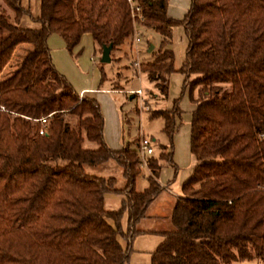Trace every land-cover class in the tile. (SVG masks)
Returning <instances> with one entry per match:
<instances>
[{
    "label": "trees",
    "instance_id": "16d2710c",
    "mask_svg": "<svg viewBox=\"0 0 264 264\" xmlns=\"http://www.w3.org/2000/svg\"><path fill=\"white\" fill-rule=\"evenodd\" d=\"M136 1L139 24L160 37L140 71L162 97L170 74L183 75L192 103V170L150 264H264V0H188L181 19L166 15L168 0ZM23 17L36 26H22ZM176 25L187 39L177 69L169 47ZM135 30L127 0H38L36 16L21 0H0V73L13 67L0 79V264H40L31 246L57 253L64 264L126 263L117 238L130 241L138 232L134 224L163 189L162 163L175 166L171 150L161 145L157 156L142 158L136 143L109 147L99 103L79 96L56 70L46 41L57 34L71 54L88 33L99 50H112ZM20 44L31 48L10 63ZM176 102L150 113L162 117L169 143L180 119ZM108 160L120 167L121 186L114 175L84 170ZM141 166L147 183L136 189ZM108 192L123 194L114 209L104 207ZM65 197L80 207L70 222ZM11 198L21 203L14 215Z\"/></svg>",
    "mask_w": 264,
    "mask_h": 264
},
{
    "label": "rangeland",
    "instance_id": "374dc122",
    "mask_svg": "<svg viewBox=\"0 0 264 264\" xmlns=\"http://www.w3.org/2000/svg\"><path fill=\"white\" fill-rule=\"evenodd\" d=\"M168 9L173 14L174 19L178 11L177 5L173 0H168ZM21 4L27 7L32 16L38 14V0H21ZM20 24L22 26H36L35 23L27 17H23ZM138 41L134 44L132 37L125 39L116 49L110 51V61L100 63V50L94 44L91 46L88 38H81V51L79 54L70 55V63L67 66V80L73 88L82 86L95 87L99 85L100 72L104 74V80L100 83V87L110 89L123 90L122 92L104 95L100 99H96V95H92L99 103L101 113L104 119L103 130L106 133L114 135L117 129V122L114 113L120 111L122 114V137L130 145L135 142L141 135L153 138V155L157 156L161 145H167L171 150L172 160L175 166L162 163L159 173V180L163 184H168L161 195L162 205L167 202V194H179L181 192L180 179L188 171L189 165L193 163V157L189 151V138L186 137L187 129V111L189 101L187 91L183 89V75L172 72L169 76L168 93L165 97L159 96L153 84L148 81L144 72L140 71V65L151 60V55L147 52L149 45L151 50H155L160 37L157 32L146 28L140 24L135 26ZM140 29V31H138ZM142 29V30H141ZM187 45L186 36L183 33L182 26L176 25L172 28L169 47L173 51V67L177 69L183 60L184 51ZM31 48L29 44H20L15 50V56L12 62L18 61V57L26 54L24 49ZM150 50V51H151ZM18 56V57H17ZM20 59V61H21ZM10 70V68H9ZM5 71L0 73V79L5 77ZM193 76H190L192 78ZM122 87V88H121ZM127 88L138 89L139 93L133 94V91ZM176 99L180 111V119L176 121L177 129L171 137L169 143L168 137L162 130L163 119L161 116H151V110L169 108ZM192 106V104L190 105ZM112 135V136H113ZM85 145L94 146L93 142L86 141ZM162 162V160H161ZM84 170L88 173L97 175H114L116 176V186L123 184V178L120 175V167L113 161L108 160L99 164H84ZM146 170L141 166L140 172L135 178L134 187L136 189L143 188L146 181ZM123 197L119 192H108L105 194L104 207L106 209H114L119 205L120 199ZM67 202L64 204V215L68 222L76 219L80 214L79 205L72 199L65 197ZM21 203L13 198L9 200L8 208L10 215L18 213ZM126 228V218L121 220V229ZM133 229H137L134 224ZM156 234H133L130 241L118 236L120 246L127 250V261L125 264H150V255L158 245L156 242ZM92 238V237H91ZM161 240V239H160ZM33 258L40 264H64L59 259L57 253L40 250L31 246ZM254 261H242L235 264H252Z\"/></svg>",
    "mask_w": 264,
    "mask_h": 264
},
{
    "label": "crops",
    "instance_id": "0c3cea01",
    "mask_svg": "<svg viewBox=\"0 0 264 264\" xmlns=\"http://www.w3.org/2000/svg\"><path fill=\"white\" fill-rule=\"evenodd\" d=\"M173 3H175L177 5V9H178L175 19H181L182 16L185 14V12L188 9L189 1L188 0H173ZM168 5H169V2H168ZM166 15L168 17L174 18L173 14H170L168 6L166 8ZM138 31H140V29H138ZM83 37L88 38L91 46L94 45V42H93L90 34L83 33L80 36V39H79V42L77 43V45H75L72 48L71 54L66 51L63 40L57 34H50L47 37L46 42H47V46L49 49L51 61L54 65V67L56 68V70L59 73H61L62 75H64L65 78H67V74H66L67 66L71 62L70 61L71 60L70 55L75 54V53H77V54L80 53V51H81V45H80L81 43L80 42H81V38H83ZM26 49H27V47H26ZM147 52H150V51H147ZM5 68L3 70H7V71H5V74H7L13 67H11L10 70L5 69ZM3 70H2V72H3ZM74 89L78 93L79 96L96 95L95 98L98 100L100 99V97H103L104 95L109 96V94H114V93H118V92L123 91V90L121 91V90H116V89H110V88L102 87V86L100 87V83L98 86H95V87L94 86L93 87L82 86V87H79L77 89L76 88H74ZM127 90L135 91L138 89L127 88ZM133 94L136 95L137 93L133 92ZM189 104L191 105L192 103L189 102ZM190 105H189L188 111H187L188 119H186V121H187L186 137L187 138H189V119H190V110L192 108V106H190ZM114 113H115L116 122H117V126H116L117 129L115 130L114 135L112 134L113 135L112 136V135L106 133L105 128H104L103 138H104L105 143L109 147L118 149V148H122L124 146V144L126 143V141L123 140L122 131H121L122 114L120 111H116L115 109H114ZM177 120L178 119H176V121ZM103 125H104V119H103ZM176 129H177V126H176ZM151 139L153 140V138H151ZM192 162H194V158H193ZM192 165H193V163H191L189 165L188 171L180 179V181H179L180 184L191 173ZM160 171H161V168L159 170V173H160ZM158 180H159V174H158ZM159 182L163 185V189L158 193V195L150 203L147 204V206L145 208L144 216L142 218H140L135 223L137 225V229H135V230L138 231L136 233H139V235L156 234V236H157L156 242H158V241L161 242L162 238H163L162 235L159 233V231H168V230L172 229V224L170 221V213H171V208H172L173 202L175 200V197H176V195H178V194H167L166 195L167 196V202L163 206L161 203L162 200H159V199H161L160 197H161L162 193L164 192V190L168 189V184H163L161 182V180H159ZM252 264H256V263L253 262Z\"/></svg>",
    "mask_w": 264,
    "mask_h": 264
},
{
    "label": "built area",
    "instance_id": "2783aa9c",
    "mask_svg": "<svg viewBox=\"0 0 264 264\" xmlns=\"http://www.w3.org/2000/svg\"><path fill=\"white\" fill-rule=\"evenodd\" d=\"M127 3L129 5L130 14L133 19V23L136 26V24H139V22L142 20V16L139 12L140 8L136 0H127ZM137 41H138V36L136 35V32H134V34L132 35V42L135 44ZM133 92L139 93V90H135ZM44 120H45L44 116L40 117L41 122H43ZM39 132H42V129H40ZM261 135H264V134L262 133ZM152 142L153 141L151 138L144 136V135H141L139 139L137 140L136 147L142 158L145 154H149L153 151Z\"/></svg>",
    "mask_w": 264,
    "mask_h": 264
},
{
    "label": "water",
    "instance_id": "95a60500",
    "mask_svg": "<svg viewBox=\"0 0 264 264\" xmlns=\"http://www.w3.org/2000/svg\"><path fill=\"white\" fill-rule=\"evenodd\" d=\"M151 48L152 45H149L147 51H150ZM110 50H111V44L101 46L100 56H99L100 63H107L110 61Z\"/></svg>",
    "mask_w": 264,
    "mask_h": 264
}]
</instances>
